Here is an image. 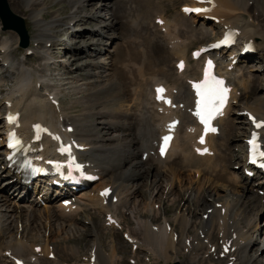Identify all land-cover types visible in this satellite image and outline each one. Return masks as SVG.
<instances>
[{"label":"rangeland","instance_id":"obj_1","mask_svg":"<svg viewBox=\"0 0 264 264\" xmlns=\"http://www.w3.org/2000/svg\"><path fill=\"white\" fill-rule=\"evenodd\" d=\"M247 1L248 3L245 7L247 12L245 10L242 12L240 10L238 11L241 13H239L241 15L240 18H243L241 23L246 21L251 27H255V25L256 27H264V15L261 16L260 13L262 12L260 9L264 7H262L263 3L260 5L254 0ZM90 2H92V6L95 4L93 10L89 7ZM149 2L151 5H149ZM184 2L186 1L145 0L143 3H136L134 0H22V8H16L13 6L10 7L12 3L11 0H8V5L12 12L24 19L29 39L27 47L31 48L34 54H26L25 48L27 47L23 48L19 46V38L17 37L16 39L12 33L4 31L3 29L1 30L0 26V42L6 39L9 43L7 50L9 60L4 54L6 50L0 48V57L6 60L0 61V82L3 94L6 95L8 93V88H10L13 82L12 79L16 78L15 69L21 64L32 73V78L38 79V77H40V80L45 84V80L51 78V84L47 85L52 91L54 90L53 92H57V95L59 93L61 105L63 106L62 116L75 126V135L89 143V149L84 152L83 157L90 161L96 169L100 170L101 166H110L111 168L107 174L100 172V174L103 173L104 175V181L107 183L110 182L108 184L112 185V189L118 190L119 193L120 191L125 193L126 189L130 188L133 194L129 196L126 208L130 209L134 216L143 218V220H150L153 225H159L162 222L163 215L168 218H176L184 212L187 218H192L190 211H193L196 205L195 203L186 201L187 196L185 197V193L188 186L191 188L194 187L192 191H196V187L200 190L207 191H205L202 196L206 200L204 203L206 206H211L214 202H220L224 197L236 198L242 194L245 200H249L257 196L252 193L253 188L262 189V185L258 186L262 184V181L244 184L240 181H234L233 183L230 177L225 181L227 177L221 175L223 179L225 178L222 181V178L219 179V176H216L218 173H213L208 169L209 164L207 163L211 161V159L198 164L200 166H183L179 164L178 160L172 162L165 159L163 162H168H166L163 167H165L167 172L158 164V168H160L158 177L155 175L157 174V172H155L156 168L152 169L147 165L150 160L149 157L141 156L142 151L144 153L143 149H146V147H142L146 138L142 133V125H139L138 122H142L144 119L149 118L150 112L146 107L139 105L142 103L141 101H143V98L138 100V94L144 91L147 95V93L151 91L154 78L155 81L161 78L168 83H173L175 80H178L177 73L174 69L175 58L168 56V53L163 50L162 52L153 54L152 41L155 39H153L154 37H152V40H150L151 38L149 39L150 35L147 34L148 30H145V22L149 24V27H152V25H155L153 21L154 18L152 19L154 13L160 12L161 15H164V18L166 16L168 19L166 22L172 23L174 19H177V15L182 14L179 12V7ZM116 6L125 8L123 17L117 19H113L112 17L109 18L110 14H113L115 11ZM188 17H190L188 22H191L194 31L190 38L186 39L182 36V39L187 42L195 39L189 48L197 46L199 42L215 40L218 37V31H220L221 27L220 24L210 27L201 20L195 22L196 20H193L191 15ZM135 19H137L136 22ZM81 20L84 21L83 25L82 23L80 24ZM192 22H194V25ZM86 31L88 33H86ZM142 32H144V34H142ZM162 34L163 31L161 35ZM132 36H134L133 39ZM137 37H141L137 42L138 44L135 43V38ZM131 43L135 46L141 45L140 49H138L140 52H143L142 56L146 53V55L142 57L146 63H148V60H151V64L145 69V72H147L144 73L145 75L141 78V81H139L142 82V86L140 87L141 83H138L139 87L135 84V87L131 86V88L129 84L128 88H126L128 90L127 93L125 91L124 94V91L121 90L123 93L122 96L124 97H122L123 102L117 100L114 103L115 105L103 107L98 100L105 96V92L118 93L119 91V89L115 87V84L120 82L116 78V69H119L118 66L120 63L118 61L123 57V52L125 51L123 47ZM143 46L146 47L144 48ZM262 58L263 57L259 55L258 59H243L240 63L242 69L238 65L241 70H244L246 76L248 75L251 77L254 83V92L245 98V102L247 101L249 104L254 102L255 97H264V58ZM4 62H7L8 66H4ZM104 63L106 64L105 68H103ZM116 63H119V65H116ZM190 67L187 73H191L194 70V63H191ZM128 68L132 69L131 65L128 66ZM159 70H161V72H158ZM174 73H176V77ZM132 76H134V74H132ZM131 84H133L132 81ZM147 96L143 104L147 102V99H150V95L148 94ZM123 99H125L126 102ZM136 103H138V107L135 106ZM229 121L231 123L233 122L234 124H232L235 127L229 144L231 151L237 156V159L228 167V171L231 174L235 172L243 176L242 167H239L238 163H242V150L240 151V146L243 144L244 135L242 136V134L245 133V126L235 117H230ZM132 126L135 127L132 128ZM153 132L157 139L158 133L154 130ZM71 135L73 134L71 133ZM224 145L225 148L228 147L226 142ZM237 148L239 149L238 151H236ZM151 160L160 163L153 158ZM229 160L231 162V157H229ZM142 161L146 164H142ZM221 164H226V162L221 161ZM166 165H169V167ZM149 167L150 169H148ZM168 168L180 170V175L177 176L179 179H174L173 181L175 183H173V190L171 189L172 193H167V191L163 192L170 182L167 178V176H170ZM197 170L199 171L198 174L195 172ZM141 173H146L144 174L145 179L140 178L139 175ZM159 178H163L165 181L162 182L161 190L154 192L152 195L153 202H156L153 209L158 210L159 213L161 210L164 212L162 211V214L154 217V219L151 215H148L149 217L146 216L140 207L145 206L147 201L148 205H150V203L151 205L154 204L152 201L148 200V191L152 190L153 185ZM4 179L5 177L1 178L0 181ZM256 183L258 184L254 185ZM239 184L244 187L249 186V189L242 192V187L236 186ZM1 186L2 184H0V189L5 187L3 186L1 188ZM11 188L12 187H7L9 193L12 191ZM2 192L8 193L6 191ZM27 197L29 198V195ZM53 198L56 199L55 197H51L50 199ZM170 198H177L179 201L173 204L169 202ZM54 199L52 201L56 202ZM12 200L18 202L19 207L14 206L15 203L14 201L12 202ZM9 202L10 203H7L8 205L6 206H3L4 204L0 202V211L6 215V219L8 218L7 222L3 224V227H6L9 223L13 226L16 224L14 215L10 216V213L18 211L20 216L23 215L19 224L21 223L22 226H26L24 227L25 229H22V233L25 232L24 236L26 235L27 240L33 239L34 241L35 239L32 243H38L43 246L48 236L50 239L49 244L53 245L61 261L66 260L70 261V263H83L86 259L84 256H86L87 253L89 254L93 244L97 242L106 255L111 254V250L114 249L116 255L114 264H134L132 261H136L135 264H170L172 262V260H167L166 262L163 260L156 261L149 252L147 253L141 249L131 248V244L126 241L122 233L125 235L126 231L133 227V222L128 217L127 213L129 211L126 213L125 209L121 207L116 210L118 213H115L119 215H117V217L123 225L122 232L116 228H107V226L102 227L103 214L99 213L97 210H89V213H93L90 215L80 217L77 215L75 222L66 223L53 216L55 211H52L55 210V204L52 202L47 207H44L43 204L32 207V205L35 206V204L32 203L33 201L31 200L29 203H32V205L30 204L31 212H33L32 214L25 211L28 210V203L24 201L21 196H11ZM262 202L263 201L255 203V207L249 212V216L253 218L250 230L251 233L253 232V241L246 252L248 255L262 256L261 259L264 261V211H260L261 206L259 207ZM107 203H109L108 200ZM136 203L138 205H136ZM262 205L264 206V204ZM201 206H197V218L194 219L195 217H193L194 223L198 222V218H200L204 211L201 209ZM35 208H37L38 211ZM47 208L50 210L48 209L49 211L47 210L45 213V209ZM37 212L38 214L40 212L41 216H37L36 219L34 214ZM43 212L44 214H42ZM257 213L259 214L256 219ZM48 217L51 220L48 221ZM83 217L91 218V221L86 223V221L81 220ZM170 224V227L173 229L174 226L172 227V224L174 225V223L170 221ZM241 227H244V224L241 225ZM97 229L99 231H97ZM242 229L246 231L248 228ZM174 230L176 231H174L173 240L176 241L178 234L175 232H180V226L175 224ZM191 231L192 230H190L188 235H192ZM70 246L78 249L77 255H73L70 251L66 250L67 247ZM241 255H243V253ZM83 257L85 259H83ZM259 261L258 264H261V261ZM178 263L186 264L182 257Z\"/></svg>","mask_w":264,"mask_h":264},{"label":"bare ground","instance_id":"obj_2","mask_svg":"<svg viewBox=\"0 0 264 264\" xmlns=\"http://www.w3.org/2000/svg\"><path fill=\"white\" fill-rule=\"evenodd\" d=\"M254 1L256 3H259L260 5L263 3L262 7L264 6V0H254ZM134 2L143 3L145 2V0H134ZM11 3L12 5L10 4V7L13 6L16 8H22V0H11ZM247 3H248L247 0H214V5L211 11L208 12V14L214 16L217 19L216 21L219 22V24L222 26L219 37L217 38V40H214L213 43L219 41L222 38V33L227 28H232L236 30L237 39L236 42L234 43V47H232L228 53L224 52L225 47H221L210 51L217 57L218 69L221 70V73L228 78V81L232 85V89H231V98L229 99L227 108L224 111V115L217 121V124L219 126V132L216 135L207 136L206 145L209 146V151L206 155L203 156H199L196 154V149L197 147H199L198 144L196 143V137L200 133L201 128L199 127L196 120V116L194 112L195 105H194L193 97L191 96L189 90V86L187 87L185 86V83L190 84L191 81H194L198 78L197 76H195L198 72V69L196 70V72L193 73L192 76L185 75L187 68L189 66L188 61L186 60L187 49L189 45L195 41L194 39L192 41L188 40L189 42H187L186 40L182 39V36L186 39L190 38L192 32L194 31L191 22H188V20H190L189 19L190 17H188L185 13L181 12L183 15L182 14L177 15L176 16L177 19H174L172 23H168L166 22L168 20L164 18V15L162 14L163 15L162 16L161 13L158 12L160 14L154 13L152 19L153 18L154 20L160 19L162 21L160 26L154 23L155 25L149 27V24L144 21L146 23L145 30H148L147 34L150 35L149 39L152 37H154L153 39H155L152 41L153 54L157 52H162L163 50L166 51L169 56L172 55L176 56L174 65L179 59L185 60L184 68L180 72L175 70L177 73V79L181 80L180 84H178V82H174L173 84H168L167 82H162L160 79L159 80L156 79L158 81H155L154 78V83H153L154 85L159 83L160 84L165 83V85L167 86L168 94L171 97L170 104L168 106H163L161 103H156L154 101V91L149 94L150 99H147L146 102L148 108L151 109L152 121L155 124V126L158 128V130L162 133H167V132L173 133V138L171 140L167 152L164 155H161L159 154V150H158V152L153 155L152 157L153 159L159 161L160 163L163 162L165 159H168V161H172V162L178 160L179 164L183 166L185 165L200 166L198 164L202 163L203 161L205 162L208 161V159L210 158L209 155H213L215 160L207 163L209 164L208 169L211 168L214 172L218 173V175L216 176L217 177L219 176L218 177L219 179L222 178L223 181L225 178L223 179V177H221L222 175L221 171L218 172L220 167V160H221L220 158H222V153L223 150L225 149L224 147L225 142L229 139V135L230 136L233 135V130L235 131L234 129L235 127L233 125L234 123L232 122L233 123L232 124L230 122L232 119L229 121V118L235 117L237 118V120H240L242 124H244L245 126V133L249 128V123L247 121L246 115H242V112L246 111L247 113H251L256 120H259L261 122L264 121V97L262 96L255 97L254 102L252 104H249L247 101L245 102L246 96H249L251 93L254 92V83L251 77L248 75L246 76L244 74V70H241L239 68L238 62L235 65L231 64L232 61L231 56L234 54H238L240 56L239 61H241L240 60L241 58L243 59L246 56H251L250 58L258 59L260 55L264 58V29H263L264 27L263 26L256 27V25L255 27H251L248 25V23H246V21L241 23L243 18L242 19L240 18L241 13L238 11L240 10L242 12L243 10H245ZM189 4L199 5L202 7L208 5V3L196 4V2H194L193 0H189ZM149 5H151L150 2ZM94 6H92V2L89 3V7L91 8V10L94 9ZM260 10L262 12H260ZM260 10L259 12L261 13V16L264 15V7ZM124 13H125V8L121 6H116L115 11L113 12V14L112 13L110 14L109 18L111 17L113 19H117L119 17L122 18ZM203 16L204 14L191 15V17H193V20H198L199 19L198 17H203ZM136 20L137 19H135V22ZM81 23L83 25L84 21L81 20L80 24ZM4 31H8L12 33L17 39L18 35L14 30L7 29ZM162 31L163 34L161 35ZM86 33L88 32L86 31ZM142 34H144V32H142ZM133 38L134 36H132V39ZM139 39H141V37L135 38L136 44H138L137 42ZM8 47H9V43L6 39L0 42V48L6 50L4 54L5 57L9 60L8 52H7ZM143 47L145 48L146 46ZM251 47H253V49ZM123 48L125 50L123 52V57L120 58L118 61L120 65L119 63H116V65H119L118 66L119 69H116L117 70L116 78L120 82L118 84H115V87H117L119 91L118 93L104 91L106 93L105 96L98 100V102L103 107L111 106L117 100H120L121 102L123 97L122 96L123 93L121 92V90L124 91V94L125 91L127 93L128 90L126 88H128L129 84H130L129 87L131 86L133 87L135 86V84L139 87L138 83L139 84L141 83L140 85L141 87L142 82L139 81H141V78L144 76V73H146L145 69L148 68L149 65L151 64V60H148V63H146L145 60L142 58L146 55V53L144 54V56H142L143 52L139 51L140 45L135 46L133 43H131L125 45ZM244 49H249L250 52L242 53ZM143 50L146 51L145 49ZM1 60L6 61L3 57L1 58ZM194 62H196V64L199 66V61H194ZM130 65L132 69L128 68V66ZM105 67L106 64L104 63L103 68ZM158 72H161V70H159ZM15 74H16V78H14L10 86L7 99L11 101V105L9 106V109L20 115L21 125L18 127V130L22 134L27 135L30 132V129L32 128L33 125H35L38 121H42L49 125L53 133L58 134L57 130L58 131L61 130L64 132L65 135L71 136L70 132L65 131V126H67L69 123L65 124L64 121L60 120V117L62 116L60 105H59V110H57V106H54L51 103H49L47 99L48 95L50 94H54L57 96V92H53L54 90L52 91L51 89H49L47 84L44 85L43 81L40 80V77H38V79L32 78V73L28 69H25V67L22 64L19 67H17V69H15ZM132 74H134V76H132ZM131 81L133 84H131ZM38 82H41L43 84L40 85L43 86L42 90L36 88ZM174 89L177 90V94L175 95H173ZM14 96H16V99H13ZM138 96H139V98L137 97L138 100L140 98L144 99L146 97V96L144 97L142 93L138 94ZM123 100L125 101V99ZM141 102L143 103V101ZM238 113L240 115H238ZM174 122H177V124L174 125ZM1 125L3 126V124ZM144 131L147 139L154 136V133L151 131L149 127L144 128ZM260 132L264 137V126L260 130ZM218 138H220V140ZM4 139L0 140V161L6 164L5 160L7 158L8 152L4 149ZM52 144L53 141L49 137H44L43 146L45 149L48 150ZM145 145H147V142L144 143V146ZM37 148L38 147H35L34 150H37ZM78 155L81 156V153H78ZM39 156L41 155L39 154ZM166 166L169 167V165ZM168 170L170 172V176H167V178L169 179L170 182L167 184L163 192L167 191V193L168 192L172 193L171 189L174 186L173 183H175L173 181L174 179H179L177 178V176L180 175V170L175 168L173 169L168 168ZM95 173L99 174V178L94 184H92V187L89 190H83L79 194H73L75 193L73 192L72 194L64 196L58 200V204L55 206V213L54 215L52 214L54 217L62 220L63 222L72 223L75 222L77 215H79L81 211L85 212L87 209L93 208L97 210L99 213H102L104 215L102 221V227L104 226L113 227L114 225L120 226L121 221L119 220L115 212L117 209H119V207H121L122 209H125L126 213L127 211H129L127 213L128 217L133 222V227L130 228V230L126 231L125 233L126 240L127 239L130 240V244L132 248L139 250L141 249L146 251L147 253L149 252L156 261L163 260L164 262H166L167 260L169 261L172 260V262H180V258L182 257L185 260L186 264H258L259 259L261 261V264L264 263V261L261 259L262 256L260 257L259 255L258 256L248 255L246 252L249 246L251 245V242L253 241V234H252L253 232L251 233L250 231L251 224L253 223V218L249 216V212L253 210V207H255V203L261 202L262 200L264 202V194L260 196L259 195L254 196L252 199L249 200H245V197L243 198L244 196L243 194L242 195L239 194L240 196H237L236 198L224 197L222 201L214 202V203L211 202L213 203L211 206H206L204 205L206 200L204 199V197H202L206 190L205 191L202 189L200 190L196 187V191L195 190L192 191L194 187L191 188L190 186L188 187L186 186L187 187L185 193V197L187 196L186 201H188L189 203L190 202L195 203L196 205L195 209L193 211L192 210L190 211L192 218L190 216H188L190 218H187V215H185L184 212L181 213L176 218H168L165 215H163L162 222L159 225H153L150 220H146V219L143 220V218L136 217L133 215L130 209L126 208V204L128 203L129 196L133 194V191L131 192L130 188H127L126 191L124 190L125 193L121 191L119 193L118 190L116 191V189L114 188L115 190H113L112 194L107 198L99 197L98 193L101 189H104L107 186L111 187L112 185L108 184L110 182L107 183L104 181L103 173L100 174L96 171ZM144 174L146 173H141L139 175L140 178L145 179ZM4 175H7L9 177L10 183H8L5 187L0 189V202L4 204L3 206H6L10 203L9 201L11 196H15V197L21 196L24 199V201L28 203L27 206L28 208L30 204L32 205V203H34L35 205L38 204V201L35 198L31 199L30 196L29 198L27 197L29 195V191L21 193L19 188H23L25 190V187H23L22 183L19 181L21 179L17 173L10 174L9 170H6L4 167L2 169V172L0 173V177ZM157 176L159 177V175ZM229 177L231 178V181H233V183L234 181L236 182L239 181V179H237L235 175L234 176L230 175ZM229 177H227L226 179H228ZM8 181L9 180L7 179L4 182H8ZM164 181L165 179L159 178L158 181L156 180L155 184L153 185L152 190L148 191V195H149L148 200L152 201V203L154 204L151 205L150 203V205H148V201L146 200L147 205L145 204V206L140 207V209L146 216L151 215L154 218L157 217L159 214L160 215L162 214L161 212L163 210H161V212L159 213L158 210L153 209V206L155 205L156 202H153L152 195L154 192H158L159 190H161L162 182ZM236 186H240V185H236ZM258 186H261L263 189L264 182L262 181V184ZM7 187H12L11 188L12 191H10V193L8 192ZM240 187H242L241 188L242 192L249 189L248 188L249 186L247 187L240 186ZM2 191H6L8 193ZM51 197L53 196H47L46 194H43L41 198L53 200L54 198L50 199ZM112 198H116V201L113 202ZM31 200L33 202L29 203ZM65 200H69L68 201L69 203L67 205L61 203V201L64 202ZM107 200L109 201V203H107ZM13 201L15 203L14 206L17 207L19 205L18 202L12 200V202ZM54 201H57V198L54 199ZM178 201L179 199L177 198L169 199V202L173 204L176 202L178 203ZM136 205L138 204L136 203ZM197 206H201V209L204 211L201 214L200 218H198L199 219L198 222L196 221L197 223H194L193 217H195L194 219L197 218L196 217V210H198ZM262 208L263 207H261V209ZM258 214L259 213L256 214V219L258 218ZM11 215H14V218L16 219L15 220L16 224H14L13 226L12 224L9 223L6 225V227H3V224L7 222L8 218L6 219L5 218L6 215H4L0 211V260H3L5 264H13L6 256V252L10 251L11 253L17 256L23 257L28 263L31 264L32 263H40V264L67 263L61 261V259L57 256V252L53 246L52 247L48 246V244L50 243L48 236L46 237L45 244L43 246L38 243H32L33 239L27 240L26 236H24V233H22L20 230L21 225L19 226L18 224L20 217L19 212L16 211L10 213V216ZM34 216L35 218L37 216L38 217L41 216L40 212L39 214L37 212L36 214H34ZM111 219H114L113 224L109 222ZM81 220L86 221L87 223L88 221L89 222L91 221V218L83 217ZM170 221L174 223V225L172 224V227L173 226L175 227V224H178L180 226V230H179L180 232L179 233L175 232L176 234H178V238L176 241L173 240L174 231L176 230H174V227L173 229L170 227L171 225ZM243 224L244 227H241V225ZM242 228H248V229L244 231ZM190 230H192L191 231L192 235H188ZM97 231L99 230L97 229ZM225 245L229 246V251L223 256V258H219V254L223 252V247ZM36 246H41L40 252L34 251ZM66 250L70 251V253L73 255L74 254L77 255L78 253V249L73 246L67 247ZM49 253H53L54 257L48 258ZM242 253L243 255H241ZM92 255L95 256L94 262H91L90 260V257ZM215 255L217 256L216 258ZM115 257L116 255L114 249L111 250V254L106 255V253L96 242V244L95 243L93 244L92 250L89 252L87 259H85L83 263H71V264H114L116 261Z\"/></svg>","mask_w":264,"mask_h":264},{"label":"snow or ice","instance_id":"obj_3","mask_svg":"<svg viewBox=\"0 0 264 264\" xmlns=\"http://www.w3.org/2000/svg\"><path fill=\"white\" fill-rule=\"evenodd\" d=\"M185 11H206L205 9H185ZM199 55V53L195 54ZM208 67L205 70V79L197 84L194 87L197 89V95L200 97V100L197 102V112L196 115L199 117L202 124L205 125L206 131H215L214 128H211L210 122L215 118L217 114H222L221 109L223 108L226 101V93L228 91L227 88L223 86V81L217 79L215 76L211 74L208 69L212 67V62L209 60L207 62ZM183 67V64L180 65ZM163 89H157L158 93H162ZM158 98H163L162 96H158ZM13 117L9 116L10 122L13 121ZM254 124L256 128H260L264 126V121L256 123L255 118H253ZM39 130V125L35 126ZM163 146L161 147V153L165 151V146L168 141L171 139L170 136H164L163 138ZM15 140V143L12 141ZM201 142H203V137L201 138ZM258 135L257 133H253L252 138L248 141V143L252 147L253 155L257 154L258 148ZM19 140L15 139V134H10V142L9 147L15 148L19 144ZM67 149H61V151H66ZM260 157H264V151L258 153ZM107 194V190H105L102 195Z\"/></svg>","mask_w":264,"mask_h":264},{"label":"water","instance_id":"obj_4","mask_svg":"<svg viewBox=\"0 0 264 264\" xmlns=\"http://www.w3.org/2000/svg\"><path fill=\"white\" fill-rule=\"evenodd\" d=\"M0 20L4 29H12L20 36V45L26 46L28 36L25 29L23 18L13 13L8 5L7 0H0Z\"/></svg>","mask_w":264,"mask_h":264}]
</instances>
